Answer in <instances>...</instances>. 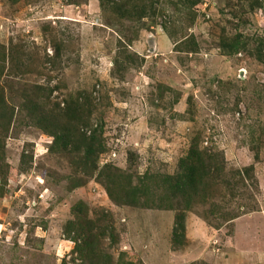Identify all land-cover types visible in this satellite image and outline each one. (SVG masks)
<instances>
[{
    "label": "rangeland",
    "instance_id": "374dc122",
    "mask_svg": "<svg viewBox=\"0 0 264 264\" xmlns=\"http://www.w3.org/2000/svg\"><path fill=\"white\" fill-rule=\"evenodd\" d=\"M184 2L158 0L154 13L135 21L119 19L111 0H0V45L42 60L60 47L51 85L61 88L50 97L60 107L66 92L89 99L93 111L82 130L90 135L101 126L98 166L109 163L132 183L146 172L170 174L200 133L199 147L219 153L220 179L249 165L252 176L233 188L212 181L185 212L184 237L175 244L176 210L114 203L94 176L68 190L79 175L67 158L49 152L50 135L15 115L4 139L0 264H73L74 242L63 229L80 199L91 216L93 209L109 213L114 258L264 264V63L252 56L264 43V0ZM234 41L238 49L226 53ZM16 79L3 73L0 83Z\"/></svg>",
    "mask_w": 264,
    "mask_h": 264
},
{
    "label": "trees",
    "instance_id": "16d2710c",
    "mask_svg": "<svg viewBox=\"0 0 264 264\" xmlns=\"http://www.w3.org/2000/svg\"><path fill=\"white\" fill-rule=\"evenodd\" d=\"M111 1L119 19L139 21L148 13H154L153 10L156 9L154 4L158 0ZM187 1L184 2L188 4L187 7L196 4L191 2L193 0ZM100 5L104 9L103 1ZM238 45L237 41L227 44L230 49L226 53L237 50ZM61 52L57 46L51 58L42 60L34 52L28 54L22 52L17 45H0V76L4 73L5 76L12 74L18 78L12 84L9 82L5 84L4 80L5 86L0 83L1 184L6 183L8 172L3 154L4 139L15 115L24 118L20 119L19 123L31 122L42 132L50 135L52 143L49 152L67 158L71 169L79 175L77 179L69 178L68 190L82 186L88 178L94 176L114 203L127 206H154L158 209L165 205L168 209L176 210L172 228V239L175 244L180 243L184 237L185 212L191 208L196 198L201 199L213 186L212 181L219 180L233 188L237 181L252 176L253 166L249 165L244 170L237 169L236 173L230 172V176L220 179L219 173L224 172V166L220 165L219 153L199 147L200 133L194 135L186 153L177 162V170L170 174L146 172L136 183H132L130 174H126L125 171L109 163L98 166V155L105 147L101 138V126L94 129L90 135H86L82 130L89 126L93 111L90 107L92 104L88 103L89 99L83 97L80 101L79 97L82 95L80 91L78 94L73 93V96L66 92L65 95H68L63 99L64 106L60 107V103H54L50 97L55 88H61L59 84L51 85V74L53 70L58 69L59 64L56 63H60L62 59ZM252 56L264 63V43L256 47ZM26 72L36 76L33 82L25 77ZM41 77L45 78L43 83L37 81ZM14 98L16 103L13 101ZM25 156V153H21V161ZM152 198H156L158 202L152 203ZM92 211L94 214L91 216L89 207L81 199L70 207L72 218L66 222L63 234L65 238L74 242L71 251L75 254L72 258L73 264H140L132 260L124 261L120 255L114 258L107 250L108 246L117 243L112 224L108 222L109 213L104 210ZM105 240L109 241L107 246ZM75 260L77 261L74 262Z\"/></svg>",
    "mask_w": 264,
    "mask_h": 264
}]
</instances>
